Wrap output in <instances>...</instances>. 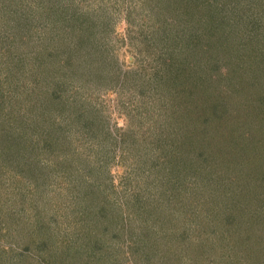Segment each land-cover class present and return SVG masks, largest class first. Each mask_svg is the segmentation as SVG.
Instances as JSON below:
<instances>
[{"label":"rangeland","instance_id":"rangeland-1","mask_svg":"<svg viewBox=\"0 0 264 264\" xmlns=\"http://www.w3.org/2000/svg\"><path fill=\"white\" fill-rule=\"evenodd\" d=\"M183 1L66 0L69 7L81 12H96L98 18L86 19L89 31L86 27L85 33L71 34L70 37L83 39L80 50L74 47L73 38L67 41L62 37L64 43H60V39L53 44L59 53L79 57L67 77L58 81L64 100L60 108L68 110L61 113L62 117L54 116L53 126L47 124L53 128L55 145H49L48 136L47 145L41 142L39 131H36L38 126L29 116L36 108L42 114L44 106L48 110L59 103L60 98L54 97V90L52 93L57 87L54 83L49 84V73L54 77L68 71L57 65L59 58L54 59L55 51L49 52V23L42 27L38 23L39 28L32 32V38L17 37L11 39L12 42L7 40L14 24L11 26L8 19L7 25H0V77L11 75L14 69L19 71L13 62L24 59L26 63L21 68L32 69V72L36 69L45 78H37L31 83L33 76H30L25 82L31 86L24 87L21 81L22 87H18L12 85L15 80L22 79L16 73L15 79L10 77L11 83L5 78L3 94L0 92V126L6 130L0 132V159L3 161L0 163V264H263L261 256L264 253L257 244L264 246V228L257 230L258 225H251L244 231L234 227L232 233H224L226 231L221 227L228 223L222 219V213L211 219L214 223L212 234L207 232V226L200 225L206 218L197 206L210 208L211 204L207 195L212 192L207 188L195 187L192 192L178 190L177 195H173L175 200H180L177 216H166L160 208L165 197H159L158 192L163 184L171 185L169 175L180 181L179 176L187 177L182 172L185 170L190 174L195 162L182 161L189 151V148L187 152L180 148L186 144V133L173 130L171 135L166 134V127L171 130L173 125L164 122L166 117L160 120L158 112L165 111L164 106H167V114L172 116L174 113L175 122L184 117L189 119L186 123H192L190 119L195 118L192 95L200 91H220L219 83L212 85L207 81L208 88L206 83L201 85L197 80L198 86L205 90L196 88L192 68H196L197 76L198 69L206 67L205 63L181 67L180 57L185 44H182L176 26L180 25L177 16ZM45 2L49 7L55 3L54 0ZM186 2L194 4L197 10L211 5L209 11L215 7L220 14H227V21H238L237 27L243 30L241 42L246 45L257 42V36L264 40V0ZM38 3L43 0H23L15 13L23 16L26 7L31 13ZM195 14L200 13L196 11ZM101 17L110 20L106 30H91V25L96 26L103 20ZM31 19L34 21L38 17ZM195 21L199 25L205 20L196 18ZM171 28L172 34L166 42L163 33ZM228 29H232L226 33L230 38L235 28L229 26ZM157 35L163 39L159 41ZM166 45V53L156 60ZM63 53L61 56L66 57ZM9 60L11 64L4 68ZM169 60L173 62V72L162 73L160 83L153 81L159 90L166 87L163 81L171 88L175 85L173 81L180 83L191 77L184 82V87L175 90L174 95L170 94L169 100L152 96V101L149 95L156 90L146 92L148 96H144L139 94L138 88L128 86L133 84L134 80L130 81L135 76L133 72L145 68L147 63L154 65L160 61L165 65ZM61 61L63 63L64 58ZM189 61L185 58V62ZM49 66L53 68L52 72H49ZM134 82L141 83V80ZM47 89L51 90L49 94ZM256 91L257 86L253 83L245 85L239 92L229 91L228 97L231 95L232 101L236 93L245 98ZM246 100L245 107L250 109L252 106L247 105L253 100ZM12 108L18 115L3 116V110L12 111ZM143 111L147 117L142 118L146 116ZM255 118L256 115L248 118L253 126ZM141 119L143 123H140ZM18 125L25 130L19 138L6 128ZM166 135L173 142L175 154L170 156L172 159L159 160L160 155L156 153ZM152 162L163 163L159 167L162 175H149ZM25 166L27 170L22 171ZM210 171L205 167L202 175H197L198 186L207 183L212 175ZM163 192L161 194L166 196L167 192ZM196 198H199L197 203ZM207 212L210 215V211ZM192 235L197 239L190 242L194 239ZM232 238L236 243L245 238L238 246L246 249L244 259L237 253L240 250L233 247Z\"/></svg>","mask_w":264,"mask_h":264},{"label":"trees","instance_id":"trees-1","mask_svg":"<svg viewBox=\"0 0 264 264\" xmlns=\"http://www.w3.org/2000/svg\"><path fill=\"white\" fill-rule=\"evenodd\" d=\"M22 1L23 0H0V25H7L8 19L11 21V26L14 24L12 29L13 32L8 33L9 37L7 41H11V39H15L17 37L23 40L25 37L30 39L33 35L32 32H36L38 30V23H41L40 25L42 27L47 22L49 23V44L52 46H50L49 52L51 54L55 51L53 56L54 59L59 58L57 65L60 67V69L62 67H66L68 69V71L63 72V76L58 74L57 76L53 77V75L49 73V84L54 83V86L57 87L52 89V93L54 90V94L56 95H54V97L60 98L59 103L56 106L49 107L48 110H46L44 106L43 109L45 112L42 114L38 113V108H36L35 112H32L31 115L29 114V116L33 119L32 121L38 126L36 131H39L38 135L41 142L47 145L46 138L48 136L50 137V141L48 140L49 145H52L54 144V134L53 128L49 127V125L53 126L54 121L56 120L54 117L56 114L62 117L61 113H64L68 110V108H60L64 100H62L63 96L61 95V92L58 88V81H60L62 77L63 79L67 77L70 68H72L74 64L73 62L77 61L76 59H79V57H74V54L63 52L62 53L66 57L61 56L62 53H59V51L56 50L58 47H54L53 44L56 45V43L60 41L62 37H66V40L68 38H73L74 47L80 50L81 48L79 47H81V42H83V39H75L74 36L70 37L71 34L76 31L85 33L86 27L89 31L86 24V19L90 20L98 17L96 16V12H81L75 7H69L70 5L66 2V0H54L56 3V6L55 3L53 4L55 6H53L54 8L51 6L49 7V5L45 2L48 0H43V3H38L36 7L32 9V11L30 10L31 13H29L28 7L25 6L27 12H25L26 14H23L22 16L15 13L17 12V7L22 6ZM186 1L187 0L183 1L185 3H183V8L180 10L179 15L177 16L180 25L183 23L184 26H176L179 30L181 42L182 44H185V48L182 50L180 57L181 67L184 68L186 65L189 66L191 63H205L206 67L202 68V70L198 69L197 76L195 74L196 68H192V74L196 82V88L198 87L200 90H205L202 88L203 86H198V80L201 85L206 83L207 85L205 87L207 88L209 87L207 82L212 85L219 83L220 86L218 90L220 91L217 90L218 93H212L210 90L200 91L199 94L196 95L194 93L192 95V99L194 100L192 114L193 117H195L194 119H190L192 123H186L185 120L187 118L184 117H180L175 122L176 119L174 113L172 116H169L167 114V106L161 105V107L164 106L166 109L165 111L158 112L160 113V120L166 117L167 119L164 122H168L170 125H173L171 130L168 126L166 127V134L172 133L173 130H180L181 132L186 133V137H184L186 144L181 145L180 148L185 151L187 148H189V151H186L188 154L182 161L192 160L193 163L195 162V168L190 169V174L186 173L184 170L182 174L187 175V177L182 178L179 176L180 181L178 178H174L172 175H169V182H171V185H166V183L165 185L163 184L162 186L164 187H161L159 190L160 192H158L159 197H165L160 208L166 216H177L180 211V200H175L176 198H174L173 195H177L176 193L178 190L192 192V190L196 189L195 187L207 188L212 192V194L207 195V198L211 201V209L208 206L202 207L201 204L200 206H197V209L200 208L202 213L205 214L204 218L206 219H203L200 225H205L209 229L211 228L207 231L209 234H212V227L214 224L211 219H213V217H218L221 213L223 214L221 215L222 219L228 223L222 225L221 227V229L226 231L224 233H232V228L234 227H241L245 231L251 225H258L257 230L263 229L264 133L259 129H261L260 125L264 129V40L262 37L258 38L256 35L257 42H251L252 44L246 45L241 42L242 39L240 37L243 30L237 27L238 21L235 22L233 19L231 21L228 19L227 21L225 17L227 14H220L215 7L209 11V9L212 7L211 5L206 7L204 10H197V7L194 4H190ZM190 1H199L201 3L204 0ZM11 4L12 6H10ZM196 11H199L200 14L196 15ZM31 15L35 18L38 17V19L31 21ZM199 15H203V17H199ZM12 16H14V20L12 19ZM196 18L199 20L204 18L205 21L199 22L198 25L195 21ZM109 22L110 20L107 17H104L103 20L101 19L99 24L96 26L95 24L91 25V30L99 31V28L106 30L105 26L109 25ZM201 24H204V27H201ZM220 25L224 26L221 27ZM229 26L235 28L230 38H228L226 34L227 32L230 33L232 30L228 29ZM171 31L172 28L166 30L163 33V35L167 37V39L165 38L166 42H168L169 34H172ZM157 37L159 38V41L163 39L159 35H157ZM45 38H43V42H45ZM62 41L63 39L60 41V43ZM169 48L171 49L172 46L170 45ZM166 49L167 45L165 48L160 50L159 55H157L155 59H161V56L166 53ZM171 50L173 52V49ZM202 51H204L205 54H202ZM62 58H64L63 63L61 61ZM185 58H188L190 61L185 62ZM23 60L24 59H19L13 62V65H16L19 68V71L16 72L14 69L11 75H2L0 77V87H2L0 90L1 95L3 94L5 78L11 83L12 81L9 79L11 76L14 78L16 73H18L17 76L22 77V79L15 80L12 83L13 86L28 87L31 86V83L37 78L45 79L43 77L44 74L41 75V73H39L36 69L34 72H32V69L26 70L24 69L25 67L21 68L20 66L26 63ZM11 62V60L7 61V63L3 65L4 68L10 65ZM58 66L55 68L58 69ZM173 68L174 65L172 60L166 61L165 65L164 62L160 61L154 65L147 63L145 68H141L133 72L135 73V76L133 79H130V81L141 80V83H136L133 81L134 85L128 84V86L133 87L135 90L138 88L139 94L144 96H148L150 91L153 92L156 90V92L150 93L152 95H149V99L154 101L152 98L153 96L167 101L170 99V94L174 95L175 90H180V88L184 87V82L189 81L191 78L188 76L183 82L180 83H178V81H173V83H175V85H173L175 88L171 86L172 89L169 88V86L167 88L168 84L164 81L162 84L166 85V87H162V90H159L158 85H153L154 80L160 83V81L163 79L162 73H172ZM51 69L53 68L49 66V72H52ZM29 77L31 79V83L26 85L25 79ZM46 77H48V75H46ZM50 77L53 78L52 80H58L52 81ZM164 79L167 80V77ZM123 80L125 81L124 77ZM21 81L24 82L22 86L20 84ZM168 82H171V80ZM176 83L179 84V86ZM253 83L255 86H257V91L254 95L251 94L249 97L244 98L245 95L236 93L232 101L230 100L231 95L228 97L229 91L233 90L235 92L236 90L239 92V89L244 90L245 85H253ZM122 85H125V82H122ZM46 91H49L48 94L51 92L49 89ZM249 98L253 100L252 104L249 103L247 105V107L252 106L250 109L245 107L247 102L246 99ZM253 106H256V109H254ZM159 110H161V108ZM3 111L5 113L3 116L6 117L18 115L15 108H12V111L9 109ZM142 113L143 115H146L142 118L147 117V114L144 111ZM254 115H256V118L254 119L255 126L251 125L248 121V118L252 119L254 118ZM75 117L78 118V115ZM148 119L149 118H146V120ZM32 121H30V123ZM143 121L144 120L141 119L140 123H143ZM64 124L66 126V122H64ZM20 126L21 125L6 128H10V133L12 135L16 133L19 138V135L25 131L22 129V126ZM4 129L5 128H1L0 126V132L6 131ZM49 130H52L51 134H49ZM42 135H44V137ZM168 136L169 135H166L165 138H163L160 149L156 153L158 156L160 155L159 160L165 158L172 159L170 156L175 154L173 151V142L170 140V137L168 139ZM221 145H224V147ZM225 148H227V150H225ZM1 162H3L2 159H0V163ZM152 163L153 164L149 170V175H152L153 173H157L158 175L159 173L161 174L159 167L163 163ZM205 167L211 169L210 172L212 175L209 176L210 178L207 183L204 182V186H198L196 184L197 175H202V171L205 170ZM24 168L26 169L22 171L27 170L26 166ZM258 172L262 173L258 176ZM217 179L220 180L217 181ZM159 181H161V179ZM164 181H167V179H164ZM168 186L172 187L167 189ZM163 191L167 192L166 196L161 194L164 193ZM198 199H195L196 203ZM207 210L210 211V215L208 214ZM185 221L186 219L183 220V223ZM161 223L165 225L164 222L161 221ZM216 230H218V228ZM182 232L187 234L185 231ZM262 235H264V233ZM192 236L194 239H190V242H193L197 239L195 235ZM209 238L212 239L211 237ZM244 239L245 238H241L238 243H236L237 241L235 242L234 238L231 239L233 247L240 250L237 253H240L243 259L245 256H247L246 249L242 247L239 248L238 246L243 242ZM189 243H187L188 246ZM201 243L204 242L201 241ZM257 245L262 247L259 250L263 254L264 246H260L259 244ZM171 248L173 249V247ZM261 257L263 262L264 256Z\"/></svg>","mask_w":264,"mask_h":264}]
</instances>
